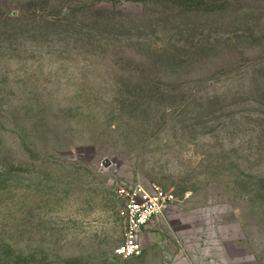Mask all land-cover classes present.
Wrapping results in <instances>:
<instances>
[{
  "label": "rangeland",
  "instance_id": "obj_1",
  "mask_svg": "<svg viewBox=\"0 0 264 264\" xmlns=\"http://www.w3.org/2000/svg\"><path fill=\"white\" fill-rule=\"evenodd\" d=\"M152 184L174 201L120 257L115 190ZM158 239L264 264V0H0V264Z\"/></svg>",
  "mask_w": 264,
  "mask_h": 264
},
{
  "label": "built area",
  "instance_id": "obj_2",
  "mask_svg": "<svg viewBox=\"0 0 264 264\" xmlns=\"http://www.w3.org/2000/svg\"><path fill=\"white\" fill-rule=\"evenodd\" d=\"M117 214L124 224L123 241L115 248V254L123 258L142 255L140 241L142 227L154 217L162 215L173 203L174 194L159 184L149 187L119 186L114 195Z\"/></svg>",
  "mask_w": 264,
  "mask_h": 264
},
{
  "label": "crops",
  "instance_id": "obj_3",
  "mask_svg": "<svg viewBox=\"0 0 264 264\" xmlns=\"http://www.w3.org/2000/svg\"><path fill=\"white\" fill-rule=\"evenodd\" d=\"M170 241L167 240H159L158 239V251H160L161 253H164L165 255L163 257H165L167 260V264H175V259L176 258H183L182 255H178V254H174L172 255L171 253H169L171 250L168 249L169 246H175V244L173 243H169ZM171 259V260H170ZM177 259V260H178ZM185 259V258H183ZM179 261V260H178ZM177 262V261H176ZM181 262V261H179ZM186 261L183 260V262L181 264H184ZM188 264V263H187Z\"/></svg>",
  "mask_w": 264,
  "mask_h": 264
}]
</instances>
